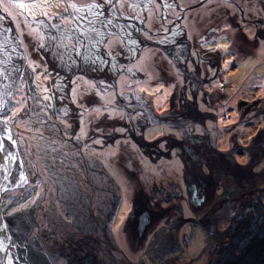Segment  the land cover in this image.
<instances>
[{
    "label": "rangeland",
    "instance_id": "1",
    "mask_svg": "<svg viewBox=\"0 0 264 264\" xmlns=\"http://www.w3.org/2000/svg\"><path fill=\"white\" fill-rule=\"evenodd\" d=\"M0 105L16 264H206L264 186V0H0Z\"/></svg>",
    "mask_w": 264,
    "mask_h": 264
},
{
    "label": "water",
    "instance_id": "2",
    "mask_svg": "<svg viewBox=\"0 0 264 264\" xmlns=\"http://www.w3.org/2000/svg\"><path fill=\"white\" fill-rule=\"evenodd\" d=\"M10 137L16 150L12 133ZM7 169L8 180L0 185V203L4 191L15 187H10ZM8 221L0 212V229L4 230ZM8 241L11 244L12 239ZM206 264H264V186L225 206L214 219Z\"/></svg>",
    "mask_w": 264,
    "mask_h": 264
},
{
    "label": "flooded vegetation",
    "instance_id": "3",
    "mask_svg": "<svg viewBox=\"0 0 264 264\" xmlns=\"http://www.w3.org/2000/svg\"><path fill=\"white\" fill-rule=\"evenodd\" d=\"M1 138L4 139V143L3 140L1 141V145H0V151L3 152V144L6 147V153L3 155L4 157V162L7 168L8 164L11 163V158H10V153H11V149H12V145L10 141H6V136H1ZM15 164V163H14ZM19 176L15 173H13L12 175H10V181L12 182L15 179H17ZM9 181V182H10ZM185 191L187 192H191V197L190 199L188 198V203L190 205H194V206H199L202 205L203 202V197L202 195H199V191L191 185V187L189 188L188 186L186 187ZM153 201L155 200H161V201H171L174 199H178L180 201H184L185 200V196L183 195V189H181L180 187H178L177 185L174 184H170V190L168 191H164L159 190L158 195L157 194H153L152 196ZM150 204L149 203H145V205L143 206V211L139 212V210L142 208L140 205L138 206H134L133 209H131L128 214V220L129 222H133L135 224H137L138 227V231H140L142 224L146 225H150L152 223L151 220V212H150ZM141 207V208H140ZM178 211L181 213L182 209H178ZM139 233V232H138ZM142 236H140L141 239ZM186 241H188V238L185 237ZM9 247H0V264H16V261H18V254L16 255V253L12 254L9 251ZM78 264H91L90 262H87L86 260L83 261V263H78Z\"/></svg>",
    "mask_w": 264,
    "mask_h": 264
},
{
    "label": "bare ground",
    "instance_id": "4",
    "mask_svg": "<svg viewBox=\"0 0 264 264\" xmlns=\"http://www.w3.org/2000/svg\"><path fill=\"white\" fill-rule=\"evenodd\" d=\"M5 139H6V141H9V138L6 137ZM2 140H3V143H4V139L0 137V145L2 144V143H1ZM6 151H7V150L5 149V153H6ZM5 153H4V154H5ZM0 154H1L2 158L4 159V157H3V152H2V151L0 152ZM12 162H13V161H12ZM9 165H10V166H9ZM15 166H16V163H15V164H11V163L8 164V167H7L8 169H7V168H6V169L10 172L9 177H10V175H12V174L14 173V169H15L14 167H15ZM4 169H5V168H3V171H4Z\"/></svg>",
    "mask_w": 264,
    "mask_h": 264
},
{
    "label": "snow or ice",
    "instance_id": "5",
    "mask_svg": "<svg viewBox=\"0 0 264 264\" xmlns=\"http://www.w3.org/2000/svg\"><path fill=\"white\" fill-rule=\"evenodd\" d=\"M18 7H24V5H18Z\"/></svg>",
    "mask_w": 264,
    "mask_h": 264
}]
</instances>
